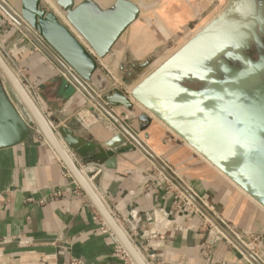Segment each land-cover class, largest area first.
<instances>
[{"label": "crops", "instance_id": "1", "mask_svg": "<svg viewBox=\"0 0 264 264\" xmlns=\"http://www.w3.org/2000/svg\"><path fill=\"white\" fill-rule=\"evenodd\" d=\"M178 4V0H171L141 15L123 42L138 57L164 43L183 25L179 15L171 12V7ZM184 12L186 8L180 11L182 15ZM18 28L22 42L12 38L16 31H7L0 19V42L5 48L16 46L25 51L15 53V58L38 86L42 110L48 117L58 118L67 107L56 93L57 76H65V71L40 39ZM221 77L227 79L229 70L220 71L218 59L197 58L184 63L163 82L166 108L176 115L206 111L212 116L218 107L213 98L218 97ZM206 85L211 91H205ZM135 106L130 114L122 110L110 113L126 115L127 119L144 113L152 120L151 126L142 134L129 129L134 140L126 139L115 150L116 156L105 162L108 167L98 166L101 173L93 186L106 208L121 218L125 231L136 232L133 239L137 247L149 243V251L156 256L154 264H260L243 249L217 240L215 234L224 233L223 222L237 231L256 233L261 241L258 256L264 263V208L163 123ZM91 107L98 118L91 117L93 124L83 127L101 147L113 136L106 130L112 123L89 101L76 113L89 114L87 108ZM139 125L135 121V126ZM56 190L61 196L53 198ZM180 193L201 211L202 217L175 209L174 195ZM95 214L41 137L33 145L0 151V264H70V259L79 264H127L115 254L110 237L100 232ZM152 234L155 238L149 240Z\"/></svg>", "mask_w": 264, "mask_h": 264}, {"label": "water", "instance_id": "2", "mask_svg": "<svg viewBox=\"0 0 264 264\" xmlns=\"http://www.w3.org/2000/svg\"><path fill=\"white\" fill-rule=\"evenodd\" d=\"M5 1L20 18L10 19L40 39L62 65L65 77H57L56 93L67 107L58 118L48 117L41 97L35 102L26 94L0 55V77L33 126L16 111L0 81V151L33 145L41 137L132 264L145 263L67 153L82 166L108 167L105 162L116 156L115 150L126 139L134 140L129 129L142 134L151 126L144 113L121 121L111 111L130 114L136 109L133 102L138 103L264 208V0H227L214 16L222 0H178L171 12L183 25L143 57L123 38L141 15L171 0H48L51 5L44 0ZM197 58L218 59L220 71L229 70L227 79H219L218 97L213 98L218 107L212 116L206 111L182 114V110L176 115L166 108L163 82ZM98 61L121 88L106 77ZM87 101L112 123L106 130L113 136L101 147L75 117ZM87 112L97 117L93 107ZM135 121L141 125L135 126Z\"/></svg>", "mask_w": 264, "mask_h": 264}, {"label": "built area", "instance_id": "3", "mask_svg": "<svg viewBox=\"0 0 264 264\" xmlns=\"http://www.w3.org/2000/svg\"><path fill=\"white\" fill-rule=\"evenodd\" d=\"M1 2L8 10H10V12L13 13V15L15 16L16 19L20 20L19 16L14 12V10L4 0H1ZM1 11L2 10L0 9V13H1ZM1 16L2 15H0V17ZM22 41H23V39H21V42ZM22 50H23L22 48L16 47V46L13 47L12 49L5 48L3 46V44L0 42V55L3 57V59L5 60L7 65L12 70V72L16 75V77L20 81L21 85L27 91V93L30 95V97L35 102H39L40 93H39L38 86L31 79L30 75L28 74L29 73L28 69L24 66V64L22 62H19L15 58V53L22 54L23 53ZM98 64H99L100 69L106 75V77L109 80H111L117 88H121V85L116 80L115 76L108 69H106V67L100 61H98ZM63 77H65V76H63ZM0 81L3 85V88L6 92L8 99L10 100L11 104L14 106L16 111L19 113V115L21 117L27 119L29 121L30 126L33 127L31 125V122L29 120V117H28L24 107L22 106V104L20 103V101L18 100V98L16 97L14 92L10 88H8V86L6 85V83L4 82V80L1 77H0ZM90 116L92 118H95V119L98 118V117H94L92 115H90ZM117 116H118V119H120L121 121L127 119L126 115L125 116L117 115ZM75 117H77L81 121V123L83 124L82 119L80 118L79 114L76 113ZM67 153L73 159V161L77 164L81 175L85 178V180L90 184V186L94 190L93 182L101 173L100 167H98L96 165H92V164L82 166L74 159V157L70 154V152L67 151ZM66 175H68V174L66 173ZM166 183H167V185H172L168 180H166ZM169 190L171 191V187H169ZM51 195L53 198H57V197L61 196V192L59 190H56V191H53ZM174 196L175 197H174L173 206H175V209L181 210L188 215L192 214V215H195L198 217H202L201 211L194 204H192V202L184 194L180 193L178 195L175 194ZM100 200L102 201L101 198H100ZM109 212H110L111 216L113 217V219L115 220V222L118 224V226L123 230V232L125 233L126 237L130 241V243L141 254V256L144 260V263L145 264H154V261L156 260V256L149 251V243H146L145 246L138 248L137 245L134 243V239H133L136 236V232L130 231V233H128L127 231H125V229L122 225L121 218L119 216H116L111 211H109ZM94 220L98 222V224L100 226V232L102 234L108 235L110 237V239L113 241L114 252L119 257V259H121L123 262H125L127 264H132V262L130 261L128 255L125 253L122 246L117 242V240L112 235V233L108 230V228L106 227L104 222L96 214L94 216ZM220 224L222 225V227H224V233L217 232L215 234V237L217 238V240H223L229 246L236 247V248L239 247V248L243 249L253 259H255L256 261H259L260 264H264L263 262L260 261L259 256H258L259 246H260L261 241H260L259 236L256 233H251V232L244 233V232H240V231H237V230L229 227L228 225H226L223 222H221ZM154 238H155V235L152 234V235H150L149 240H152ZM70 264H79V262L76 259H70ZM155 264H162V263L157 262ZM210 264H211V262H210Z\"/></svg>", "mask_w": 264, "mask_h": 264}, {"label": "rangeland", "instance_id": "4", "mask_svg": "<svg viewBox=\"0 0 264 264\" xmlns=\"http://www.w3.org/2000/svg\"><path fill=\"white\" fill-rule=\"evenodd\" d=\"M225 2V3H224ZM226 2H227V0H222L221 1V4H220V6H219V8H218V10L216 11V13L215 14H217L218 12H220L221 10H222V8H223V6H224V4H226ZM215 14H213V16L215 15ZM0 15H2L1 16V21L4 23V25H5V27H6V30L7 31H9L10 29L12 30V31H16L15 32V34L13 35V37L12 38H14V39H18L17 41H19V39H21L23 36H22V34L21 33H19V28H18V26L12 21V19H10L8 16H6V14H4L3 12H1L0 13ZM14 17V16H13ZM143 21H141V23H142ZM152 42L153 41H151L150 42V44H152ZM23 51V53L25 54V51L24 50H22ZM24 69V68H23ZM29 75H30V73H28ZM57 77H60V78H62V75H60V74H58V76ZM9 88V87H8ZM89 115V114H88ZM93 124V123H92ZM92 124H86V123H84L83 122V125L85 126V127H89V126H91ZM133 246V245H132ZM134 247V246H133Z\"/></svg>", "mask_w": 264, "mask_h": 264}, {"label": "bare ground", "instance_id": "5", "mask_svg": "<svg viewBox=\"0 0 264 264\" xmlns=\"http://www.w3.org/2000/svg\"><path fill=\"white\" fill-rule=\"evenodd\" d=\"M45 1V3L46 4H48V5H51L50 4V2L48 1V0H44ZM0 9L2 10V12L4 13V14H6V16H8L9 18H14L13 17V15L10 13V11H8L6 8H5V6L2 4V3H0ZM5 10V11H4ZM14 74V73H13ZM15 75V74H14ZM15 77H16V75H15ZM17 78V77H16ZM17 80H18V78H17ZM18 82L20 83V81L18 80ZM21 84V83H20ZM22 86V85H21ZM23 87V86H22ZM24 89V88H23ZM24 91L26 92V94L28 95V96H30L28 93H27V91L24 89ZM136 105H139V104H137L136 102H134ZM140 106V105H139ZM141 107V106H140ZM80 118L82 119V122H84V123H86V124H92L93 123V119L91 118V116L90 115H88L87 113H82L81 115H80ZM97 121V120H96ZM132 245V244H131ZM133 247V246H132ZM134 248V250L136 251V253H137V255L140 257V259L144 262V260H143V258H142V256H141V254L138 252V250L135 248V247H133Z\"/></svg>", "mask_w": 264, "mask_h": 264}]
</instances>
